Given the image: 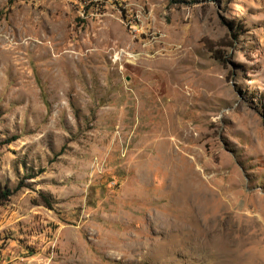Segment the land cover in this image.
Masks as SVG:
<instances>
[{"label": "rangeland", "instance_id": "obj_1", "mask_svg": "<svg viewBox=\"0 0 264 264\" xmlns=\"http://www.w3.org/2000/svg\"><path fill=\"white\" fill-rule=\"evenodd\" d=\"M0 183V264H264V0H0Z\"/></svg>", "mask_w": 264, "mask_h": 264}, {"label": "trees", "instance_id": "obj_2", "mask_svg": "<svg viewBox=\"0 0 264 264\" xmlns=\"http://www.w3.org/2000/svg\"><path fill=\"white\" fill-rule=\"evenodd\" d=\"M12 193H13V190L8 188L6 185H3L0 183V204H3L6 201H8Z\"/></svg>", "mask_w": 264, "mask_h": 264}]
</instances>
